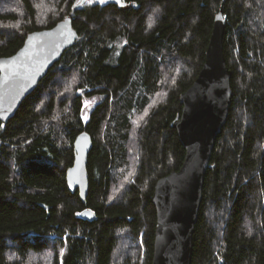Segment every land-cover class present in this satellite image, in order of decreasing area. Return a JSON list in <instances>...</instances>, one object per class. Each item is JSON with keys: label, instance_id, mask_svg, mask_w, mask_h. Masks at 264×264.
Masks as SVG:
<instances>
[{"label": "trees", "instance_id": "trees-1", "mask_svg": "<svg viewBox=\"0 0 264 264\" xmlns=\"http://www.w3.org/2000/svg\"><path fill=\"white\" fill-rule=\"evenodd\" d=\"M92 1L47 0V12L34 0H0V58L73 10L78 34L0 122V264H152L151 197L183 164L171 124L220 10L233 96L204 176L190 264H264V0ZM94 97L102 101L84 123L83 100ZM83 132L92 139L85 203L66 184ZM86 209L95 220L81 218Z\"/></svg>", "mask_w": 264, "mask_h": 264}, {"label": "water", "instance_id": "water-1", "mask_svg": "<svg viewBox=\"0 0 264 264\" xmlns=\"http://www.w3.org/2000/svg\"><path fill=\"white\" fill-rule=\"evenodd\" d=\"M108 2L121 0H105ZM224 1V0H223ZM73 10L50 29L29 33L23 46L11 57L0 58V122L12 119L22 102L38 86L62 54L73 47L78 34L72 26ZM225 19L220 10L202 68L193 84L180 94L181 114L171 127L176 131L185 155L181 168L157 180L151 201L156 210L152 264H190L192 236L202 201L204 176L210 167L215 141L226 124L233 92L231 72L224 53ZM89 134H79L73 143L74 162L66 171L71 193L82 203L88 193ZM81 218L93 221L86 209Z\"/></svg>", "mask_w": 264, "mask_h": 264}, {"label": "rangeland", "instance_id": "rangeland-1", "mask_svg": "<svg viewBox=\"0 0 264 264\" xmlns=\"http://www.w3.org/2000/svg\"><path fill=\"white\" fill-rule=\"evenodd\" d=\"M15 2V0H13ZM98 2H104L105 0H97ZM34 2L37 4V6H40V8H44L47 12H50L49 9L47 8V0H34ZM4 9L5 10H11L10 4H7L4 2ZM94 3L92 0H78V5L76 6L77 8L91 5ZM87 4V5H86ZM3 7V6H2ZM1 8V6H0ZM47 8V9H46ZM122 45L120 43L118 46ZM102 101V97H94V98H84L83 100V111H82V120L84 123H86L90 117V114L92 110Z\"/></svg>", "mask_w": 264, "mask_h": 264}]
</instances>
